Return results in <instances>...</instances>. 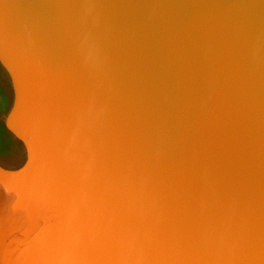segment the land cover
Wrapping results in <instances>:
<instances>
[{"label": "water", "instance_id": "1", "mask_svg": "<svg viewBox=\"0 0 264 264\" xmlns=\"http://www.w3.org/2000/svg\"><path fill=\"white\" fill-rule=\"evenodd\" d=\"M0 264H264V0H0Z\"/></svg>", "mask_w": 264, "mask_h": 264}, {"label": "rangeland", "instance_id": "2", "mask_svg": "<svg viewBox=\"0 0 264 264\" xmlns=\"http://www.w3.org/2000/svg\"><path fill=\"white\" fill-rule=\"evenodd\" d=\"M1 99H2V95L0 94V111L6 109L8 103L7 101L3 102Z\"/></svg>", "mask_w": 264, "mask_h": 264}, {"label": "flooded vegetation", "instance_id": "3", "mask_svg": "<svg viewBox=\"0 0 264 264\" xmlns=\"http://www.w3.org/2000/svg\"><path fill=\"white\" fill-rule=\"evenodd\" d=\"M0 94L2 95V101L3 102H6L7 101V96L5 94V92H3L2 90H0ZM0 141H1V135H0Z\"/></svg>", "mask_w": 264, "mask_h": 264}]
</instances>
